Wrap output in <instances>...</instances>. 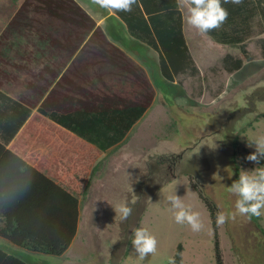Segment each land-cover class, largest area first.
Returning a JSON list of instances; mask_svg holds the SVG:
<instances>
[{"label": "rangeland", "instance_id": "rangeland-1", "mask_svg": "<svg viewBox=\"0 0 264 264\" xmlns=\"http://www.w3.org/2000/svg\"><path fill=\"white\" fill-rule=\"evenodd\" d=\"M23 1L0 0V35ZM77 1L102 23L107 10L92 0ZM180 7L200 72L180 76L175 85L159 70L151 75L156 80L154 105L121 146L102 152L38 109L9 144L27 163L76 195L80 215L77 234L59 257L30 253L0 239L5 251L28 264H173L182 244V264H216L215 234L200 193L218 212L231 216L238 199L229 191L236 166L241 174L263 167L264 158L259 163L246 159L256 151L253 142L264 136L261 36L248 42V60L239 46L219 44L190 26L186 8ZM119 36L129 39L124 33ZM134 46L131 42L129 47ZM229 54L243 60L240 70L226 71ZM149 56L158 63L157 53L150 50ZM26 82L23 76L2 90L18 99ZM175 194L200 214L202 231L175 223L168 202ZM120 204L132 209L126 220L115 211ZM137 228L147 229L157 240L156 253L144 261L137 259L131 243ZM218 234L224 264H264V214L258 221L237 214L219 226Z\"/></svg>", "mask_w": 264, "mask_h": 264}, {"label": "trees", "instance_id": "trees-1", "mask_svg": "<svg viewBox=\"0 0 264 264\" xmlns=\"http://www.w3.org/2000/svg\"><path fill=\"white\" fill-rule=\"evenodd\" d=\"M221 3L228 18L207 35L219 44L239 46L248 60V42L261 36L264 58V0ZM113 12L109 19L118 20L119 26L103 28L77 0H24L0 35V239L6 244L59 257L78 230V197L8 148L35 109L107 152L128 139L156 96L147 71L125 49L140 56L151 71L154 64L170 85L200 72L179 0H137L130 12ZM131 42L137 46L129 47ZM148 49L158 54L157 64ZM224 66L233 73L243 60L229 54ZM23 76L27 82L18 99L2 90ZM260 162L264 167V160ZM240 175L236 166L235 179ZM200 198L212 221L216 264H224L218 209L201 193ZM2 247L0 264H28ZM182 250L179 244L173 264H182Z\"/></svg>", "mask_w": 264, "mask_h": 264}, {"label": "clouds", "instance_id": "clouds-1", "mask_svg": "<svg viewBox=\"0 0 264 264\" xmlns=\"http://www.w3.org/2000/svg\"><path fill=\"white\" fill-rule=\"evenodd\" d=\"M92 2L109 12H130L137 0H92ZM179 2L187 10V23L202 35H207L220 28L228 18V11L222 6L221 0H179ZM228 2L229 0H224V3ZM230 2L240 4L242 0H230ZM253 143L256 145V151L246 159L259 163V160L264 158V136L259 137ZM229 191L238 197L235 203L236 212L231 216L224 212H218L217 226H223L229 219L234 220L237 214L249 219L260 217L264 214L262 213L264 210V167L256 168L252 174L242 171L239 178L229 187ZM168 202L171 205L169 211L172 213L175 223L186 224L193 232H200L204 229L200 214L192 211L190 206H186L182 198L176 194L170 195ZM115 211L120 214L122 219L126 220L131 215L132 209L127 204H120ZM131 243L139 261H144L146 257L157 251L156 238L145 228L134 230Z\"/></svg>", "mask_w": 264, "mask_h": 264}, {"label": "crops", "instance_id": "crops-1", "mask_svg": "<svg viewBox=\"0 0 264 264\" xmlns=\"http://www.w3.org/2000/svg\"><path fill=\"white\" fill-rule=\"evenodd\" d=\"M113 15H114V12L113 11L112 12L107 11L106 14H104V16L100 18V19H102V23L100 24L99 21H98V23H99L98 25L101 26V27H103V28H106V25L109 24L112 28H117L119 26V23H118L119 21L118 20L115 21L113 19H109L110 16H113ZM113 24L116 25V26L113 27L112 26ZM119 34H121V33H119ZM185 34H186V28H185ZM150 50L151 49H148V51H150ZM125 52L127 54H129L130 57H132L140 66H142L147 71V73H148V75L150 77V80L152 81L154 87H156V80H154L155 81V83H154L153 80H152V77H151V75L155 77V75L158 74L157 73L156 66H154V64L151 63V65H152V71H151L150 68H149V66L148 65H145L144 64L145 62L142 59H140V56H138L136 53H134L133 51H129V50L128 51H125ZM141 63H142V65H141ZM154 63L157 64L156 62H154ZM155 99H156V96H155ZM155 99H154V102H155ZM154 102H153L152 106L148 109V111L146 112V114L143 116V118L134 126V128L131 130V132L136 128V126L140 122H142L147 117V115L149 114V112H151V109H152V107L154 105ZM130 133H129V135H130Z\"/></svg>", "mask_w": 264, "mask_h": 264}]
</instances>
